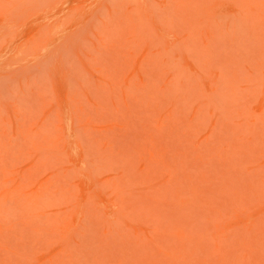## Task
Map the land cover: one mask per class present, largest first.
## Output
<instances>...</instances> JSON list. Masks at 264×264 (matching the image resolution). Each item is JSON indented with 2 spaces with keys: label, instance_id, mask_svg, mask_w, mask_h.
<instances>
[{
  "label": "rangeland",
  "instance_id": "rangeland-1",
  "mask_svg": "<svg viewBox=\"0 0 264 264\" xmlns=\"http://www.w3.org/2000/svg\"><path fill=\"white\" fill-rule=\"evenodd\" d=\"M0 264H264V0H0Z\"/></svg>",
  "mask_w": 264,
  "mask_h": 264
}]
</instances>
